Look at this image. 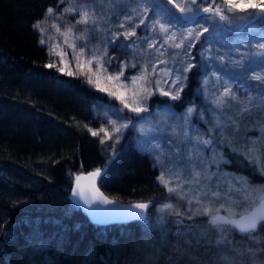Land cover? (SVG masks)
<instances>
[{
    "label": "trees",
    "instance_id": "trees-1",
    "mask_svg": "<svg viewBox=\"0 0 264 264\" xmlns=\"http://www.w3.org/2000/svg\"><path fill=\"white\" fill-rule=\"evenodd\" d=\"M65 3L0 0V264H264V239L257 242L227 226L221 234L202 215L171 214L155 221L153 207L165 189L153 155L134 145L129 130L105 151L83 127L98 126L92 106L107 97L79 76L61 72L49 52L50 24L65 20L60 12ZM122 7L116 4L114 13ZM37 22L43 35L33 27ZM257 24V39L233 25L217 40L235 53L234 44L246 42L247 51L254 52L264 31ZM213 36L203 35L201 41H215ZM200 45L193 49L197 67L187 74L181 100L171 105L182 107L196 97L200 67L208 64ZM49 63L55 66L45 67ZM226 156L227 168L264 184L252 165L237 167L231 153ZM103 167L98 185L108 196L152 202L144 219L98 224L69 199L77 174ZM253 235L264 238V223Z\"/></svg>",
    "mask_w": 264,
    "mask_h": 264
},
{
    "label": "snow or ice",
    "instance_id": "snow-or-ice-1",
    "mask_svg": "<svg viewBox=\"0 0 264 264\" xmlns=\"http://www.w3.org/2000/svg\"><path fill=\"white\" fill-rule=\"evenodd\" d=\"M105 3L110 6L113 4L123 6L121 10L124 15L117 27L125 29L122 33L125 40L130 37H136V39L122 47L132 48L134 53L145 59V63L140 66V71L130 80L122 79V77H124V69L137 67L134 61L121 63L119 73L106 75V65L113 59L108 56L107 40H102L101 44H97L87 54L85 52L87 44L77 51L76 41L89 39L88 25L93 26L94 33L104 31L100 27L101 22L110 18L109 12L104 7ZM168 5H171V8ZM172 9H175L179 15L177 16ZM64 12L78 13L79 19L76 24L86 26L79 35H72L74 26H68L63 33L64 43L72 49V60L79 74L85 76L88 84L93 85L100 92L107 93L122 106L116 109L112 105H107L105 112L108 117L107 125L98 130L88 129L91 135L98 136L103 133L100 143L104 144L105 137L118 142L123 130L130 126L136 128L140 136L145 138L155 133H159L163 138L167 133L170 137L169 148H163L161 142L152 143L149 139H139L138 147L156 157L157 165L161 167L157 180L170 196L174 195L177 199L198 207H190L185 213L179 211L174 204L165 203L158 211L178 217L187 215L188 219L202 215L207 217V223L221 234L227 226L242 235H248L249 239L257 240V242L264 239L253 235L264 223V184L253 185L245 178H237L239 187L230 185L228 192L223 194L225 202L215 207L222 193L212 190L210 185L205 183L214 175L208 171L207 164L193 165L189 169L176 166V161L171 159L173 149L179 153L181 144L187 146L189 142L191 143L193 151L187 156V162L191 163L194 157L201 158L204 149H210L214 144L219 143L228 146L233 153L243 156L249 164L258 168L261 175H264V135L255 138L241 135V126L244 125L247 131V124H252L253 120L259 131L264 133V31L259 34L258 42L255 44L256 51L240 52L238 47L235 49L238 58L233 56L231 48L223 54H220L219 49L203 48V43L214 42L210 38L201 41L202 35L208 33L210 28L212 29L210 35L220 36L224 32L233 31V25L235 30L249 31L252 34L251 39H257L255 35L257 22L264 26V0H181L179 3L177 0H166V3L164 0H91V6L86 2L79 7H67ZM52 13L53 9L48 8L47 14L52 15ZM41 23L37 22L33 27L39 29L43 35L44 29ZM140 26L151 34L137 37L136 30ZM117 35L120 34L113 33V37ZM70 36L71 42H69ZM142 42H147L148 50H139V43ZM198 42L201 43L202 59L209 61L201 67L205 70L208 67L216 69L205 75L202 81L205 99L210 103L209 111L212 113V119L205 121L210 125L206 132L198 128H190L191 117L196 111L194 107H188L183 116H176L172 106L167 104L155 113L154 122L147 128L143 123L137 128V121L125 114V110L145 120L146 118L140 117V114L148 112L146 102L154 92H159L161 96L169 97L172 101L181 100V93L188 79L187 74L197 67L192 62L191 50ZM40 43L45 44L46 41L41 39ZM168 49L180 50L171 53V63L176 67H168L170 61L160 58L165 56ZM49 52L60 57V62L64 63L67 53L63 49L56 51L55 48H50ZM180 56H183V59H179ZM246 61L248 64L255 63L260 70H253L249 79L258 83L255 86H249L246 89L249 94L241 100L237 92L233 90L230 79L219 75L218 72L221 68L226 70L228 66L246 70ZM159 65H165V67L159 68ZM54 66L53 63L45 65L49 68ZM59 70L64 71L63 68ZM67 74L76 73L69 71ZM162 85H167V88ZM253 90L257 92V95L251 94ZM200 119H204V112L200 113ZM241 140L243 143L240 142ZM165 156L170 158L173 167L165 165ZM178 158L184 159L182 155ZM211 162L228 163V160L221 155L217 162L216 153L213 151ZM102 172V169H95L88 173L91 186L87 192L80 184L83 177L76 176L77 184L72 190L73 197L78 198L77 203H82L92 212L95 211L94 205L114 203L95 187V178L100 177ZM233 191L243 192L242 200L248 205L246 210H240L238 201L232 196ZM249 200L251 203H248ZM149 203L136 202L130 205V209L138 211H129V215L144 219ZM221 209L224 210L225 215H221Z\"/></svg>",
    "mask_w": 264,
    "mask_h": 264
},
{
    "label": "rangeland",
    "instance_id": "rangeland-1",
    "mask_svg": "<svg viewBox=\"0 0 264 264\" xmlns=\"http://www.w3.org/2000/svg\"><path fill=\"white\" fill-rule=\"evenodd\" d=\"M64 1L66 3L64 4V7L61 8L60 12L66 16L65 20H63V21H58V20L57 21H51L48 40H49L50 48H55L56 51H60L61 49H63L67 53V56L65 57L64 63H61L60 57H58L54 54H52V58L55 62H57V64L59 65V68L64 69V71H61V72L68 73L69 71H71L73 73H76L74 75L79 76L80 78L83 79L84 82H86L85 76L79 74L78 69L76 67V64L72 60V49L68 48V46L64 43L65 37L63 35V33L65 32V30L68 26H74L72 35H79L80 33H82L84 31L86 26L82 25V24H76V21L79 19L78 13H65L64 9L67 7H79L81 4L86 3V2L89 3V6H91V0H64ZM164 2L166 3V0H164ZM179 2H181V0H177V3H179ZM115 5L116 4H113L110 6L107 3H105L104 7L109 12L110 18L104 22H101L100 27L102 29H104V31L99 32V33H94L93 32V26L88 25L87 27L89 29V39L87 41L84 39H80V40L76 41L77 51H79V48L84 47L85 44H87L88 47L85 49V52L87 54L97 44H101L102 40H107L108 41V43H107L108 56L112 57L113 59H112V62L110 64L106 65V67H107L106 75L107 74H117L120 71L121 63H129V62L134 61L137 63V67H135V68L128 67V68L124 69V77H122V79L127 78L128 80H130V78L132 76L136 75L140 71V66L145 63V59L140 58L136 53H134L132 48L122 47V45L130 44L133 40L136 39V37H130L128 40H125L124 36L122 35V33L125 31V29L117 27V25H119V23L121 22V20L123 18L124 12L121 10L122 9L121 8L119 14H115L114 13V12H116V11H114ZM168 7H170V6H168ZM149 15L151 16V13ZM57 17H58V15L56 16V18ZM137 23H138V21H137ZM189 26H191V25H189ZM177 27H179V26H177ZM57 29H59V31ZM258 30L259 29L257 27L256 33L258 32ZM243 31H245V30H243ZM211 32H212V29L210 28L209 32L204 33L203 35L210 34ZM247 32L249 33V31H247ZM113 33H118L120 35L113 37ZM150 34H151L150 32H146L144 30L143 26H140L136 30L137 37H144V36L150 35ZM213 37H215V39H214L215 41L213 43H216V44L215 45L210 44V45H207L206 47L203 46L204 48H209V47L213 48L214 46H216L217 47L216 49H219L220 54H223L224 52L229 50V47L226 46L224 41L217 40L218 38H220V36H213ZM71 39L72 38L70 36L69 42H71ZM257 42L258 41H256V43ZM223 44L225 45L224 48L221 47V45H223ZM247 44L248 43L242 42V41L236 42L234 44V50L238 47L240 52H246L248 50V48L246 47ZM198 48H199V51L201 52L202 51L201 45L198 46ZM193 49H194V47H193ZM193 49L191 50V54L193 56L192 62L195 64V62H194L195 53L193 52ZM139 50L140 51L148 50L147 42L139 43ZM179 51H180L179 49H168L165 56L160 57V58L161 59H168L170 61L168 67H176V65L171 63V53L179 52ZM232 54L235 58H238V56L236 57L235 52H232ZM179 59H183V56H180ZM207 63H209V61H207ZM158 67L164 68L165 65H159ZM201 68L202 67H200V69ZM246 68L248 69V71H247V69L246 70L245 69H233V68H231V66H228V68L226 70L221 68L218 72L219 75L230 79V81L233 85V90L237 92V95L241 98V100H244L247 97V95L249 94V91H247L246 89H248L249 86L257 85V83H258L257 81H253V80L249 79V77H251L253 74V70H260L257 68V65L255 63H252L251 66H246ZM149 70H151V69H149ZM214 70H216V69L213 67H208L206 70L204 68H202L203 74L201 76H199V78H198L199 85H198V88L195 92L196 97L191 99L188 103L184 104L182 107H179V106L176 107L175 105H171L172 101L169 99V97L161 96L159 94V92H154V94L152 96H156V97L150 98L151 97L150 96L146 102L147 107H148V112L140 114V117L146 118L145 120L139 119L138 117H136V114L129 113V112H127V110H125V114L133 117L137 121V125H136L137 128L139 127V125L141 123H143L145 128H147L150 123L154 122L155 113L165 104L172 106V111L176 114V116H183L184 112L186 111V109L188 107H194L196 109V111L193 113V115L191 117L190 128H198L202 132H206L207 128L210 125L208 123H206L205 121H210L212 119V113L209 111V109L211 108V105L208 102V100L205 99V95H204L203 87H202V81H203V78L205 75H207L208 73H210ZM243 70H245V72H248V73L247 74H236V73H238V71H243ZM235 75H239V76L241 75V77H238L236 80ZM242 77H244V80L242 79ZM93 79H95V77H93ZM240 81H244V83H242ZM102 83H103V81H102ZM185 84H186V82H185ZM88 85L90 87L96 89L93 85H90V84H88ZM106 86L113 87L112 85H106ZM162 87L167 88V85H162ZM101 93L106 94L107 100L99 101L98 103H96L92 106L93 116L97 119L98 126L96 128H92L90 125H87V126L83 125V127L86 129L98 130L102 126L107 125L108 117L105 115V112L107 111V108H106L107 105H112L116 109H119L122 107L121 104L119 103V101L115 100L113 97H110L105 92H101ZM251 94L257 95V92L255 90H253V91H251ZM201 112H204V119L203 120L200 119V113ZM109 115H111V114L109 113ZM113 118H115V117H113ZM245 124H247V121H245ZM255 125H256L255 120L252 121V124H247V127H248L247 131H245V126L242 125L241 126V135L249 137V138H255V137H260V136L264 135V133H261L259 131L258 126H255ZM127 130H129L128 132L130 133V136L132 137L134 145L140 151H142V150L140 149V147H138V140L139 139H149L152 141V143H156L159 141V142H161L163 148H169L170 147V144H169L170 137H168L167 133L164 134L163 138L161 137V135L159 133L149 134V136L145 138V137H141L139 132L136 130V128H133L131 126L127 129L123 130L122 134L120 135L119 141L122 139V137L127 132ZM102 136H103V133H101L100 135L97 136L99 139V143H100V139ZM240 142L243 143V140H241ZM115 143H117V142L114 139H108L105 137V143L104 144L100 143V144L103 147V149L105 151H107L108 149L111 150ZM192 151H193V149L191 148L190 142L188 143L187 146L184 144H181L179 153H177L175 151V149H173V154H172L171 159L176 161V166L187 167L189 169H191L193 167V165L200 166L202 163L207 164L208 171L210 173H214V175L212 176L211 180L205 181V183L210 185L212 190H218L222 193L221 199L217 200L215 205H214L215 207H219L220 203L225 202L224 198H223V194L228 192L230 185L234 186V187H239V185L237 184V178L242 177V178L246 179V173L239 172V169L236 171H232L225 166L226 164H223V163H212L211 161L213 158V151H215V153H216V161L217 162L219 161V158L221 155H223L224 158L226 160H228L226 155H227V152H229V153H231L233 158H235L234 161L238 164L237 167L239 166V164H241L244 167H246V166L248 167L251 164H249L248 161L243 156L237 155V154L233 153L232 151H230L228 146L223 145V144H219V143L214 144L212 146V148H210V149H204L200 159H196L194 157L193 161L191 163H188L187 162V156H188L189 152H192ZM144 152H147V151H144ZM147 153L151 154L150 152H147ZM180 155H182L184 157V159H179L178 157ZM153 159L156 161V157L154 155H153ZM164 163L168 167L174 166L173 163L170 162V158L168 156H165ZM156 164H157V162H156ZM157 167H158V171L160 174L161 167L158 165H157ZM254 168L257 169L259 176H261L263 178L264 175L260 174V171L258 170V168L257 167H254ZM250 183L253 185H261V183L257 182V180L252 181ZM243 195H244L243 192H236V191L232 192V196L238 201V205H239L240 210H246V208L248 206L242 200ZM165 203H172L177 207V209L179 211L185 212V213L188 212V209L190 207H198L197 205H189L186 201L179 200L174 195L170 196V194L165 189V197H163L161 200H159V202H157L155 204V206L153 207L152 217L157 222H162L166 219V217L168 215H171L168 213H161L158 211V209H160L161 205H163ZM248 203H251V201L249 200ZM220 211H221V215L226 214L223 209H221ZM185 216H187V215H185ZM161 217H162V219H161Z\"/></svg>",
    "mask_w": 264,
    "mask_h": 264
},
{
    "label": "water",
    "instance_id": "water-1",
    "mask_svg": "<svg viewBox=\"0 0 264 264\" xmlns=\"http://www.w3.org/2000/svg\"><path fill=\"white\" fill-rule=\"evenodd\" d=\"M102 169L104 173L105 171V167L103 168H99ZM90 170L87 172H81L79 174H77L76 176L80 175L83 177V179L80 181V184L84 187L85 191L87 192L91 186V180L88 177V173L94 171ZM76 176L73 180L70 192H69V199L76 204L77 206H79L85 213L86 215L89 217V219L92 222L98 223V224H108V223H117V222H126V221H131L133 219H141L139 217H135V216H131L129 215V211H138L136 209H130V205L136 203V202H150L149 203V207L151 206L152 202L151 201H133V202H123V201H119L116 200L110 196H108L98 185V181L100 179V177H96L95 178V187L97 189H99V191L101 193L104 194V196L108 197V199L114 201V203L111 204H97L94 205V209L95 211L92 212L90 210H88L82 203H77L78 198L73 197L72 195V190L74 187H76L77 181H76ZM148 207V209H149ZM148 209L145 211L144 216L146 217L147 211Z\"/></svg>",
    "mask_w": 264,
    "mask_h": 264
}]
</instances>
